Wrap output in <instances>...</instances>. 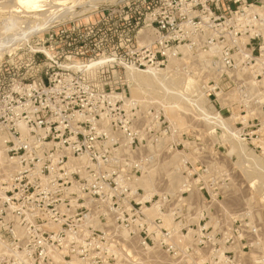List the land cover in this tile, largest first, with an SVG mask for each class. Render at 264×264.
Listing matches in <instances>:
<instances>
[{
    "label": "rangeland",
    "instance_id": "374dc122",
    "mask_svg": "<svg viewBox=\"0 0 264 264\" xmlns=\"http://www.w3.org/2000/svg\"><path fill=\"white\" fill-rule=\"evenodd\" d=\"M38 1L0 0V264H264V0Z\"/></svg>",
    "mask_w": 264,
    "mask_h": 264
},
{
    "label": "bare ground",
    "instance_id": "6f19581e",
    "mask_svg": "<svg viewBox=\"0 0 264 264\" xmlns=\"http://www.w3.org/2000/svg\"><path fill=\"white\" fill-rule=\"evenodd\" d=\"M38 0H17V3H19V5H20V7L22 8V9H24L25 11H27V12H29L30 13V11L32 10V11H34L35 9V7H34V5L36 6V2H37ZM40 1H42V0H40ZM40 1H38V2H40ZM76 6V5H75ZM79 6V5H78ZM34 7V8H33ZM34 10H33V9ZM73 10V9H72ZM36 11H38V10H35L34 12H36ZM36 14V13H35ZM76 16V15H75ZM65 18V17H64ZM184 55V54H183ZM98 62H101V61H98ZM103 63V62H102ZM95 65V64H94ZM89 68V67H88ZM134 72V71H133ZM132 72V73H133ZM147 72V71H146ZM138 75H139V73H137ZM148 74V73H147ZM151 74H153V73H151ZM141 76V75H140ZM132 77H134V75L132 76ZM133 79H135V78H133ZM221 120V119H220ZM224 122V121H223Z\"/></svg>",
    "mask_w": 264,
    "mask_h": 264
},
{
    "label": "built area",
    "instance_id": "2783aa9c",
    "mask_svg": "<svg viewBox=\"0 0 264 264\" xmlns=\"http://www.w3.org/2000/svg\"><path fill=\"white\" fill-rule=\"evenodd\" d=\"M148 243H149L148 240L145 239V240H144V244H145V245H148Z\"/></svg>",
    "mask_w": 264,
    "mask_h": 264
}]
</instances>
